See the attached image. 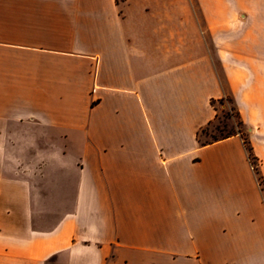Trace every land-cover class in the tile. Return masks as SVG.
I'll return each instance as SVG.
<instances>
[{"label": "crops", "instance_id": "0c3cea01", "mask_svg": "<svg viewBox=\"0 0 264 264\" xmlns=\"http://www.w3.org/2000/svg\"><path fill=\"white\" fill-rule=\"evenodd\" d=\"M243 13L0 0V264H264L241 137L198 141L227 97L261 125Z\"/></svg>", "mask_w": 264, "mask_h": 264}, {"label": "rangeland", "instance_id": "374dc122", "mask_svg": "<svg viewBox=\"0 0 264 264\" xmlns=\"http://www.w3.org/2000/svg\"><path fill=\"white\" fill-rule=\"evenodd\" d=\"M237 3L247 12L243 14H247V22H250L249 32L253 39V51L252 58H248L247 63L263 105L261 125L254 128L245 124L233 99L227 97L215 102L216 117L199 132L198 141L208 142L231 134L239 135L256 188L264 203V141L259 139L261 134L264 136V0H237ZM194 5H197L196 1ZM238 20H245L244 16L239 14ZM254 130L257 131L253 133ZM253 136L258 137V140L254 139V143L258 146L259 155L256 154L253 146Z\"/></svg>", "mask_w": 264, "mask_h": 264}, {"label": "trees", "instance_id": "16d2710c", "mask_svg": "<svg viewBox=\"0 0 264 264\" xmlns=\"http://www.w3.org/2000/svg\"><path fill=\"white\" fill-rule=\"evenodd\" d=\"M232 135H235V134H231V135H228V136H225V137H222V138H214L212 141H208V142H200V141H199V144H200L201 146H205V145H208V144H211V143L217 142V141H219V140L226 139V138H228V137H230V136H232Z\"/></svg>", "mask_w": 264, "mask_h": 264}]
</instances>
